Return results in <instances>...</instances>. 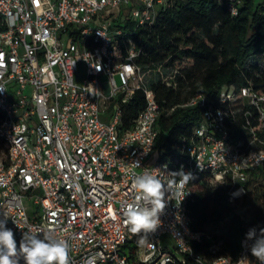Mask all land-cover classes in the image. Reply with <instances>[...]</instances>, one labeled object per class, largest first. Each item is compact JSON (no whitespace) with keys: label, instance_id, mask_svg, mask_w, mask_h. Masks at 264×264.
Instances as JSON below:
<instances>
[{"label":"built area","instance_id":"2783aa9c","mask_svg":"<svg viewBox=\"0 0 264 264\" xmlns=\"http://www.w3.org/2000/svg\"><path fill=\"white\" fill-rule=\"evenodd\" d=\"M225 1L236 15L242 0ZM168 2L0 0V139L8 150L0 160V219L8 215L17 246L29 228L55 229L69 244L70 264H260L246 237L236 257L221 240L194 251L202 237L190 229L186 208L202 174L210 182L228 178L230 200L251 173L264 175V92L222 88L213 107L197 89L182 106L198 107L202 122L173 145L174 170L151 160L160 110L148 80L157 75L176 89L177 72L141 69L134 32L152 25ZM79 63L85 73L77 82ZM136 91L144 107L122 130L123 106ZM181 168L193 176L185 197L166 193L160 226L138 244L124 216L133 175ZM164 236L172 249L161 245Z\"/></svg>","mask_w":264,"mask_h":264},{"label":"trees","instance_id":"16d2710c","mask_svg":"<svg viewBox=\"0 0 264 264\" xmlns=\"http://www.w3.org/2000/svg\"><path fill=\"white\" fill-rule=\"evenodd\" d=\"M134 40L140 49L135 62L141 69L177 72L176 89L167 87L157 75L148 80L160 110L151 160L167 161L172 170L173 145L182 137H188L202 122V111L198 107L182 106L197 89H203L207 105L213 107L220 105L222 88L234 87L237 91L250 86L256 92H264V4L255 6L252 0H242L237 14L232 16L225 0H169L152 25L135 30ZM232 104L235 109L242 103L239 100ZM143 107L142 92L136 91L123 106L122 130L131 128L132 120ZM247 108L245 105L244 109ZM249 119L252 124L256 123V118ZM243 122L241 119L237 125ZM0 148L5 158L8 150L1 139ZM210 180V174L200 175L193 184L186 208L190 229L202 237L199 244H193V249L200 251L212 241L221 240L224 250L236 257L240 240L249 229L264 228V219L254 227L245 226L233 214L229 201L232 182L226 178L212 186ZM262 181L264 175L251 173L243 185V194L248 195L249 186L255 184V189L262 190L264 197ZM227 217L230 223L223 234L209 231Z\"/></svg>","mask_w":264,"mask_h":264},{"label":"clouds","instance_id":"9594fccd","mask_svg":"<svg viewBox=\"0 0 264 264\" xmlns=\"http://www.w3.org/2000/svg\"><path fill=\"white\" fill-rule=\"evenodd\" d=\"M91 89L90 92H93L94 89ZM134 165L139 167L138 164ZM160 173L159 169H153L134 174L131 188L135 195L131 202L124 205L126 223L130 232L139 236L137 243L141 245L161 224L160 216L166 208V193H170L168 199L184 198L183 189L193 179L192 174L184 172L182 168L166 175ZM8 218L4 213L3 219H0V264H20V258H23L24 264H70L69 244L56 236L55 229L41 231L29 228L23 232L17 246L13 230L7 227ZM13 222L16 224L15 220ZM246 240L252 241L251 254L260 264H264V228L259 231L249 229Z\"/></svg>","mask_w":264,"mask_h":264},{"label":"rangeland","instance_id":"374dc122","mask_svg":"<svg viewBox=\"0 0 264 264\" xmlns=\"http://www.w3.org/2000/svg\"><path fill=\"white\" fill-rule=\"evenodd\" d=\"M255 6L264 4V0H252ZM84 66L82 63L78 65V74L76 75V81L79 82L84 76ZM118 81V80H117ZM4 159V152L0 148V160ZM212 186L219 184V181L213 180ZM260 184H264L262 181ZM256 185L251 184L249 186V194L244 195L243 193L237 195L234 198L229 199L232 203L233 214L238 216L241 222L247 227H254L261 219H264V197L261 196L262 190L255 189ZM237 200L234 201V199ZM230 223V218L227 217L219 226L211 227L210 232L215 234H223L227 226ZM161 245L166 247L167 250L172 249L174 246L173 240L169 236H164L161 240Z\"/></svg>","mask_w":264,"mask_h":264},{"label":"bare ground","instance_id":"6f19581e","mask_svg":"<svg viewBox=\"0 0 264 264\" xmlns=\"http://www.w3.org/2000/svg\"><path fill=\"white\" fill-rule=\"evenodd\" d=\"M237 195H238V193H237Z\"/></svg>","mask_w":264,"mask_h":264}]
</instances>
